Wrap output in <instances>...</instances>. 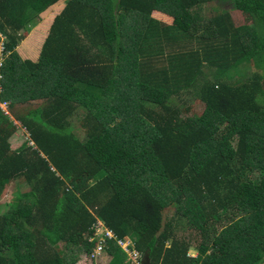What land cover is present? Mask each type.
Wrapping results in <instances>:
<instances>
[{"label":"trees","instance_id":"trees-1","mask_svg":"<svg viewBox=\"0 0 264 264\" xmlns=\"http://www.w3.org/2000/svg\"><path fill=\"white\" fill-rule=\"evenodd\" d=\"M0 102V264H264V0H0Z\"/></svg>","mask_w":264,"mask_h":264},{"label":"rangeland","instance_id":"rangeland-1","mask_svg":"<svg viewBox=\"0 0 264 264\" xmlns=\"http://www.w3.org/2000/svg\"><path fill=\"white\" fill-rule=\"evenodd\" d=\"M223 7L230 10L232 18L236 24L244 23V20L246 19L244 14L239 12L238 10H234L231 3H226V4H224ZM59 10H60V6L52 7L50 9H48L45 13L39 15L37 21L42 22L41 23L42 26L47 28L52 24L53 18L59 12ZM31 16H32V13L30 14V17ZM20 47L21 46H19L17 48V50H20ZM6 109L7 108H5V110ZM76 115H78V111H77V113L74 114V116H76ZM16 124L18 126H20V124L18 122H16ZM22 133L24 134L23 139L28 140L29 136H28L27 132L25 130L24 131L22 130ZM15 191L16 190H14L13 188H10L7 191L5 198L0 202V210H5L7 208V206L10 204V202L13 199ZM167 216L173 217V211L169 210L167 212ZM174 218H175V225L173 228L174 234H176L178 237H181V238L185 239L187 242H189L192 248H196V246L200 242V238L197 235V233L194 231L188 230L186 227V224L182 220H180L179 218L178 219H176V217H174ZM191 253L192 254L194 253V255H195V251H192ZM95 258H96V260L93 262L90 261L89 264H91V263H94V264H110L111 257L104 251L101 252L100 254H96ZM129 262L131 263L130 259H129Z\"/></svg>","mask_w":264,"mask_h":264},{"label":"built area","instance_id":"built-area-1","mask_svg":"<svg viewBox=\"0 0 264 264\" xmlns=\"http://www.w3.org/2000/svg\"><path fill=\"white\" fill-rule=\"evenodd\" d=\"M2 50H3V48L1 49V51ZM0 107L3 110H5V108L8 107V104L0 102ZM91 230L93 233H92L90 238L99 241V245H98L99 247L96 249V251L94 253L95 255L100 254L101 252L104 251V245L107 243V240L116 239L112 230L110 228H108L99 219L93 224ZM118 243L120 246L124 247L125 251L127 252L128 260L130 259V261H131V263L129 262L130 264H142L143 263V256L138 251H136V250L131 251L128 248V246L121 240H118Z\"/></svg>","mask_w":264,"mask_h":264},{"label":"water","instance_id":"water-1","mask_svg":"<svg viewBox=\"0 0 264 264\" xmlns=\"http://www.w3.org/2000/svg\"><path fill=\"white\" fill-rule=\"evenodd\" d=\"M142 264H150V261L148 260V258L147 257H145L144 258V260H143V263Z\"/></svg>","mask_w":264,"mask_h":264},{"label":"crops","instance_id":"crops-1","mask_svg":"<svg viewBox=\"0 0 264 264\" xmlns=\"http://www.w3.org/2000/svg\"><path fill=\"white\" fill-rule=\"evenodd\" d=\"M163 18H165L164 16H162Z\"/></svg>","mask_w":264,"mask_h":264}]
</instances>
